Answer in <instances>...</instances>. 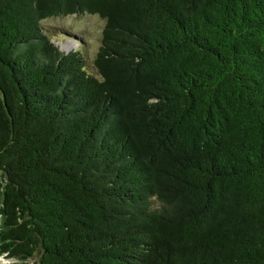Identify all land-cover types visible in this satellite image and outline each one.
Segmentation results:
<instances>
[{"label":"trees","instance_id":"16d2710c","mask_svg":"<svg viewBox=\"0 0 264 264\" xmlns=\"http://www.w3.org/2000/svg\"><path fill=\"white\" fill-rule=\"evenodd\" d=\"M4 256L264 264V0H0Z\"/></svg>","mask_w":264,"mask_h":264},{"label":"rangeland","instance_id":"374dc122","mask_svg":"<svg viewBox=\"0 0 264 264\" xmlns=\"http://www.w3.org/2000/svg\"><path fill=\"white\" fill-rule=\"evenodd\" d=\"M45 28L50 31L52 41L61 51L68 53L73 50L82 49L86 56L88 66L92 72L93 59L101 46L102 31L105 22L98 16L82 14L61 18H52L43 22ZM37 258L28 261L12 260L8 257H1L0 264H35Z\"/></svg>","mask_w":264,"mask_h":264},{"label":"bare ground","instance_id":"6f19581e","mask_svg":"<svg viewBox=\"0 0 264 264\" xmlns=\"http://www.w3.org/2000/svg\"><path fill=\"white\" fill-rule=\"evenodd\" d=\"M63 49V48H62Z\"/></svg>","mask_w":264,"mask_h":264}]
</instances>
